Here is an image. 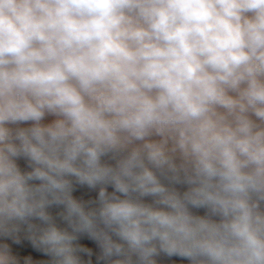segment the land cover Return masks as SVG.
<instances>
[{"label":"clouds","instance_id":"clouds-1","mask_svg":"<svg viewBox=\"0 0 264 264\" xmlns=\"http://www.w3.org/2000/svg\"><path fill=\"white\" fill-rule=\"evenodd\" d=\"M174 257L264 264V0H0V264Z\"/></svg>","mask_w":264,"mask_h":264},{"label":"trees","instance_id":"trees-1","mask_svg":"<svg viewBox=\"0 0 264 264\" xmlns=\"http://www.w3.org/2000/svg\"><path fill=\"white\" fill-rule=\"evenodd\" d=\"M22 163V162H21ZM111 191V189H109ZM183 190V188H181ZM95 192H88L87 189L81 190L80 192H77L76 195L80 196L83 195L84 198H87L88 196H95ZM202 214V210L200 212ZM161 264H188L186 260H181L178 257L171 258L170 260L167 258H162Z\"/></svg>","mask_w":264,"mask_h":264}]
</instances>
